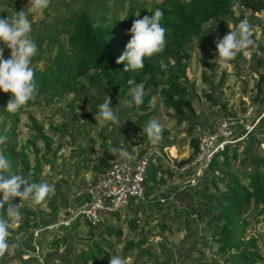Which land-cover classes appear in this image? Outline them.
Here are the masks:
<instances>
[{
  "label": "rangeland",
  "instance_id": "374dc122",
  "mask_svg": "<svg viewBox=\"0 0 264 264\" xmlns=\"http://www.w3.org/2000/svg\"><path fill=\"white\" fill-rule=\"evenodd\" d=\"M99 1L51 0L48 9L33 15L27 9L28 0H0V17L11 18L22 10L29 13L32 38L42 41L31 67L43 69L45 60L57 51L50 38H63L56 34V24L72 13L92 12ZM104 2L108 17L132 25L161 0ZM245 19L251 27L254 43L246 49L247 55L238 54L228 68H221L216 60L215 41ZM203 29L206 31L203 44L196 40L190 42L187 57L181 61L185 67L179 81L185 84L192 106V112L186 114L185 120L178 119L176 112L163 103L162 85L145 91L149 100L143 107L127 99L131 92L119 95L106 85L96 89L86 85L77 92L61 96L45 94L37 97L30 106L19 111L17 119L0 114V127L7 134L4 146L7 142L14 144L16 149L23 148L27 156L28 167L17 165L15 171L29 183L46 182L55 190L42 205L32 206L15 198L20 210L28 209L32 214L20 211L18 221L5 219L10 224V249L15 247L0 256V264H21L23 260L28 261L26 264H42L48 254H59L63 250L64 246L60 244L50 247L57 236L68 237L78 250L88 248L92 241L99 242L109 257L118 254L128 264H232L217 252L215 228L207 227L189 210V198L194 202L198 200L194 192L204 175L198 185L191 187L187 181L190 174H176L171 165L191 156L190 140L198 142L200 134L211 131L220 118H238L249 126L257 121L264 106V85L257 89V80L264 74V11L252 12L236 6L232 15L219 22H208ZM5 51L8 56L10 50L5 48ZM107 97L119 116V124L104 122L97 115L99 105ZM153 118L164 125L162 139L156 146L143 131ZM236 130L242 133L245 129L239 125ZM247 139L239 145V158ZM122 149L134 153L135 157L149 149L159 153L151 155V163L156 167L155 180L146 183L145 196L135 198L128 208L111 213L101 226L91 228L79 220L75 229L72 224L66 228L63 225L56 227L65 208L82 199L96 174L111 161L122 159L119 156ZM239 158L232 161L237 175L243 169ZM98 167L101 169L96 171ZM243 218L246 222L243 239L255 238L256 250L264 259V213L260 207L251 205ZM104 224L112 228L110 234H101ZM40 228L44 230L35 236ZM34 244L38 251L31 250ZM48 261V264L59 262L57 258Z\"/></svg>",
  "mask_w": 264,
  "mask_h": 264
},
{
  "label": "trees",
  "instance_id": "16d2710c",
  "mask_svg": "<svg viewBox=\"0 0 264 264\" xmlns=\"http://www.w3.org/2000/svg\"><path fill=\"white\" fill-rule=\"evenodd\" d=\"M236 6L261 12L264 11V0H161L154 4L145 15H151L156 8L165 12L161 24L167 29V42L161 53L145 60L144 69L133 73L125 72L126 61L117 63L131 37L128 31L131 25L120 22L116 17H108L105 2L100 0L98 7L92 12L81 10L56 24V34L63 36L61 40H57V37L50 38L55 43L56 53L48 61L45 60L43 69L33 68L38 89L36 98L45 94L56 97L77 92L86 85L94 89L106 85L119 95H125L131 92L127 80L135 76L137 83H144L145 91L162 85L160 93L163 103L176 112L178 119L185 120L186 114L192 112L185 84L179 81L184 75L185 64L181 65V61L187 57L186 49L195 40L203 44L206 36L203 25L222 21L232 15ZM34 42L39 50L42 41L36 37ZM4 55L7 56L5 50ZM161 62L167 65L166 69H161ZM262 84L264 85V74L257 80L258 90ZM10 96V93L0 91V114L17 119L19 112L13 114L4 109ZM127 99L135 104L132 95L127 94ZM148 100V94H145L140 107ZM0 134L7 135L1 127ZM246 137L248 139L241 158L237 150L244 138L210 162L209 169L194 192L198 200L194 202L189 198L188 206L190 213L197 219L207 227L215 228L218 254L226 256L232 264H261L264 259L256 250L255 238L243 239L246 225L243 214L251 205L260 207L264 213V106ZM190 144L194 152L197 140H190ZM0 149L13 160L14 170L17 165L28 167L23 148L16 149L14 144L7 142V146L2 144ZM237 158L243 167L240 175L236 174L232 164ZM155 168L150 163L146 183L155 180ZM99 169L101 167L96 168V171ZM20 211L32 214L28 209ZM0 219H8L4 208H0ZM78 223L79 219H74L72 228L75 229ZM111 231L112 228L104 224L100 232L110 234ZM115 232L119 234L118 230ZM71 243L68 237L57 236L50 247L55 248L60 244L64 246L63 250L59 254H48L42 264H48L50 258H57V264H109V254L99 242L92 241L88 248L79 250ZM31 250L35 251V246ZM27 262L23 260L21 264Z\"/></svg>",
  "mask_w": 264,
  "mask_h": 264
},
{
  "label": "clouds",
  "instance_id": "9594fccd",
  "mask_svg": "<svg viewBox=\"0 0 264 264\" xmlns=\"http://www.w3.org/2000/svg\"><path fill=\"white\" fill-rule=\"evenodd\" d=\"M51 0H28L30 14L40 15L49 8ZM29 13L24 10L16 12L9 18L0 17V91L10 93V99L5 106L8 113H17L27 107L37 95V84L34 70L31 67L38 48L32 38V21ZM165 12L156 8L151 15L135 19L128 30L131 37L125 50L118 58L117 63L126 61L125 72L139 73L144 69L145 60L157 53H161L166 45V31L161 21ZM253 33L247 20H241L234 30H230L223 38L215 41L218 52L217 62L221 68H228L238 54L247 55L246 49L253 45ZM5 48L10 50L8 56L4 55ZM201 54L199 52V59ZM161 69L167 65L161 62ZM134 103L139 106L144 102L145 86L143 82L137 83L135 76L127 80ZM98 117L104 122L119 124V116L115 112L111 101L107 99L99 105ZM150 143L158 145L162 139L164 125L158 119H151L143 129ZM6 136L0 134V145L4 144ZM115 151V150H113ZM124 160L135 159L134 153L126 149L119 152ZM54 188L46 182L29 183L26 178L14 170V163L10 156L0 151V208L6 209V215L12 221H18L21 213L18 203L25 201L32 206L42 205L52 195ZM10 224L0 219V256L14 250L9 245ZM109 264H128L120 255L110 256Z\"/></svg>",
  "mask_w": 264,
  "mask_h": 264
},
{
  "label": "built area",
  "instance_id": "2783aa9c",
  "mask_svg": "<svg viewBox=\"0 0 264 264\" xmlns=\"http://www.w3.org/2000/svg\"><path fill=\"white\" fill-rule=\"evenodd\" d=\"M257 122V121H256ZM244 124L243 120L232 117L220 118L211 131L200 134L195 151L183 162L171 165L176 174H190L188 185L195 187L209 169L210 162L221 153L245 138L254 127ZM245 130L237 131L238 126ZM240 133L239 135H237ZM152 154L159 155L156 149H149L133 160L116 159L108 167L98 172L88 184L84 196L77 203L69 204L62 218L55 226H69L74 219L83 220L90 226H97L109 219L111 213L128 208L135 198H143L146 193L148 167ZM44 230V228H42ZM37 229L35 236L39 231ZM38 251L37 244H34Z\"/></svg>",
  "mask_w": 264,
  "mask_h": 264
}]
</instances>
